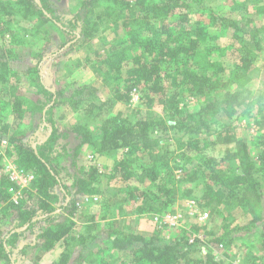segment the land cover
Segmentation results:
<instances>
[{
	"label": "trees",
	"instance_id": "trees-1",
	"mask_svg": "<svg viewBox=\"0 0 264 264\" xmlns=\"http://www.w3.org/2000/svg\"><path fill=\"white\" fill-rule=\"evenodd\" d=\"M225 1L230 3L228 12L211 7L207 0H82L78 12L71 13L55 6L53 0H20L28 15H38L42 22H51L78 39H90L104 16L123 21L124 35L119 44L99 60L114 80L121 79L123 72L127 76L126 88L121 84L116 86L115 99L130 101L135 89L141 104L151 106L158 102L166 114L142 115L137 109L134 119L130 120L118 112L106 118L96 134L83 124L73 128L77 140L73 154L78 155L85 144H91L100 154L127 150L124 155L130 158H123L109 172L117 194L113 195V187H109L107 196L96 185L99 177L96 168L87 171L79 166L73 191L64 183L65 169L59 161L62 153L58 151L60 132L54 121L56 107L76 99V108L83 102L78 95H95L94 87L76 86L72 94L66 95L64 89L53 91L52 85H46L38 77L42 98L33 107H27L23 93L15 86L0 91V203L7 219L15 223L13 230L0 235V264L25 262L28 252L34 249L40 259L66 240L56 261V264H65L72 255L70 248L84 244L81 236L72 235L73 216L79 199L89 194H99L100 198L104 195L102 202L106 204L112 198L119 200L117 195L125 187L128 199L137 204L135 213L164 214L173 212L179 183L201 180L200 197L204 199L201 206L261 204L257 171L264 173V137L260 139V154L254 158L247 141L233 132L230 124L210 132V115L220 113L232 119L240 114L247 99L246 86L230 87L241 83L252 72L264 48L263 13L260 16L257 12V17L256 13L252 14L246 0ZM5 10L6 6L0 4V25L10 23L9 20L2 22L1 13ZM125 13L132 18L130 23L125 20ZM5 31L12 32L9 27ZM6 58L7 50L0 45V67L5 66ZM186 96L204 99L199 110H179V100ZM90 107L100 108L94 102ZM38 108L43 112L41 121L49 132L45 140L33 142L19 128L27 111ZM241 112L245 113L244 108ZM167 129L183 132L176 150L152 137ZM4 141L12 161L34 176L24 191L36 199L33 204L24 199L15 203L11 198L10 188L16 185L3 171ZM220 144L225 145L223 150L210 154L209 149ZM63 148L70 155L71 149ZM133 177L146 187L130 186L129 179ZM240 228L226 231L211 244L231 245L237 238L233 236L234 231ZM105 234L101 238L102 250L131 255L130 264H226L215 259L214 253L204 261L194 258L192 246L199 241L189 243L188 238L164 239L158 235L147 238L118 227L107 229ZM261 235L262 256L251 254L250 264L264 261V232ZM84 257L79 254V264L89 263V256Z\"/></svg>",
	"mask_w": 264,
	"mask_h": 264
},
{
	"label": "rangeland",
	"instance_id": "rangeland-1",
	"mask_svg": "<svg viewBox=\"0 0 264 264\" xmlns=\"http://www.w3.org/2000/svg\"><path fill=\"white\" fill-rule=\"evenodd\" d=\"M81 1L53 0V4L62 10L76 13L80 9ZM207 1L211 7L222 12H228L230 3L225 0ZM0 4L6 6V10L1 13L2 22L6 23L7 20L10 22L7 25L4 23L0 25V45H4L7 50L5 66L0 67L1 93L3 90L8 91L9 88L15 86L23 93V99L27 107H33L38 103V98H42L37 85L38 77H42L46 85H52L53 91L64 89L66 95L72 94L76 86L94 87L97 90L95 95L83 93L78 95L83 102H79L76 108L74 107L77 103L76 99H69L70 101L55 108V126L60 132L58 151L62 153L59 161L65 169L64 183L71 191L74 190L75 172L80 166L87 171L96 168L99 173L96 180L98 189L109 196V187H113L114 191L112 190L111 193L113 195L117 194L114 184H112L114 179L111 183L109 172L112 173L115 165L123 158H130L124 155L127 150L112 152L110 155L108 153L100 154L91 144H85L80 153L76 155L73 154L72 148H75L77 144L73 131V128L77 125L83 124L96 134L100 132L103 121L118 112H122L130 120L134 119L135 110L137 109L140 110L142 115L148 112L155 115L166 114L162 105L158 102L151 106L141 104L138 93L134 95L132 92L130 101L115 99L116 86L121 84L123 88H126L127 76L123 72L121 79L114 80L101 66L99 60L119 44V40L124 35L123 21L104 16L103 20H99L101 22L96 33L90 39L85 40L84 38H76L74 34L64 33L51 22H42L43 19L39 18L38 15H28L24 11L20 0H0ZM245 4L252 7L251 13H256V17L257 12L260 16L264 15L262 7L264 6V0H246ZM4 12L10 13L6 15ZM124 16L125 20L130 23L132 18H129L127 13ZM7 27L12 31L11 33L5 31ZM261 36L264 39V33ZM221 41H225V38H222ZM243 86H246L245 95L247 99L246 103L242 105L241 111L244 108L245 113L240 111V114L232 119L220 113L210 115V132L214 133L222 130L221 128L224 125L230 124L233 132H237L242 139L247 141L253 157L256 158L261 150L260 139L264 137V48L259 53L252 72L241 83H237L230 88L241 89ZM179 101V110L186 112L199 110L204 99L186 96L180 98ZM93 102L100 108L91 109L90 104ZM88 109L93 112L87 113ZM170 110H172L171 107ZM42 115L43 112L39 108L31 112L27 111V115L19 128L33 142L45 140L49 132L41 121ZM167 130L158 131L152 137L158 138L160 144H169L172 149L176 150L178 140L183 132L178 133L172 129ZM220 145L210 148V154H217L219 149L223 150L225 145ZM63 146L71 149L69 150L70 155L65 153ZM7 149L6 144L2 143L1 150L4 163L12 161ZM74 161L76 163L75 167L73 166ZM258 171L257 176L261 182L260 192L263 200L260 202L261 204L254 202L252 207L242 204L226 206L217 203L201 206V204H204V199L200 197L203 181L179 183V191H177V200L173 211L183 214L192 213L188 202L195 200L197 202L196 212L198 211V213H194L196 218L188 217L178 227L160 226L154 218L156 215L161 214L146 213L144 215L143 213L139 215L135 213L137 204L128 199L125 187L117 195V198H120L119 200L112 198L106 204L102 202L104 195L100 198L99 194H89L90 196L86 200L81 201L79 199L73 216L76 219L73 227L76 228L75 235L78 236L77 238L81 236L80 239L84 240V244H76L72 249L70 248L72 255L69 260H66L65 264H79L78 261L81 260L77 261L79 254H82L83 257L89 256V263L84 262L87 264H130L131 255L126 256L124 253L103 251L101 238L106 235L107 229L111 230L118 227L122 231L134 230L132 223L135 216L138 220L147 217V221L156 226V230L147 238L158 235L159 238L164 239L175 236L189 239L190 236H196L193 244L197 241H199V244L192 246V249H194L192 256L194 258L204 261L210 253H214L215 259L223 260L226 264H250L251 254L262 256L263 253L261 234L264 232V173ZM129 184L133 188L146 187L145 184L134 177L129 179ZM26 194L27 192H23V199L33 204L36 199L33 200L32 197H28L29 194ZM2 206V203H0V235L3 236L14 229L15 223L7 219L2 211ZM204 212H209V218L199 220V216ZM257 218L261 219L252 224L251 222ZM195 226L197 230L193 228ZM239 226L241 227L240 230L233 233V236L237 238L231 245L227 246L223 243L224 246L221 247V245L211 244V241L216 240V237L222 236L226 231L229 232ZM133 232L137 233L135 230ZM30 238L32 239V237ZM226 240L228 239L226 238ZM27 256L29 258L25 262L18 260L17 264H56V261L60 259L58 251L44 253L39 259L34 249L30 250ZM256 264H264V261Z\"/></svg>",
	"mask_w": 264,
	"mask_h": 264
},
{
	"label": "built area",
	"instance_id": "built-area-1",
	"mask_svg": "<svg viewBox=\"0 0 264 264\" xmlns=\"http://www.w3.org/2000/svg\"><path fill=\"white\" fill-rule=\"evenodd\" d=\"M134 95H137L136 90L134 89L133 91ZM3 143L6 144V141ZM4 173L8 176V179L10 182L16 185V187H11L10 191L13 194L12 195V200L15 203H19L20 200L23 199V192L25 191L26 188H28L31 183L34 180V176L31 173H26L22 169H20L13 161H9L8 163H4V168H3ZM88 196H83L81 198V201H84L87 199ZM97 199V198H95ZM80 205V203H79ZM189 208L192 210V213H186L183 214L181 212H167L161 215H156L155 216V221L160 225V226H168V227H178L182 225L188 217H193L196 218V208H197V202L195 200H191L188 202ZM193 208V209H192ZM190 210V211H191ZM198 213V211L196 212ZM192 215V216H191ZM206 218H209L208 212H204V214H201L199 216V220H205ZM196 236H190L189 243H194ZM222 246V245H221Z\"/></svg>",
	"mask_w": 264,
	"mask_h": 264
},
{
	"label": "crops",
	"instance_id": "crops-1",
	"mask_svg": "<svg viewBox=\"0 0 264 264\" xmlns=\"http://www.w3.org/2000/svg\"><path fill=\"white\" fill-rule=\"evenodd\" d=\"M115 217H117V216H115ZM147 219H148L147 217H144V219L141 218L138 220V218L135 216V218H133L134 222L132 223V227L134 228V230L137 231V233H140V235L145 236V237H149L150 235L153 234V231L156 230V226H154L152 223L148 222ZM73 220H76V219L73 217ZM129 226H130V224H129ZM134 230H132V231H134ZM72 232H73L72 235L76 234V228H73ZM65 241L62 240L53 249H51L45 253L58 251V254H61V252L63 251V245H65L64 244ZM61 245H62V248H61Z\"/></svg>",
	"mask_w": 264,
	"mask_h": 264
}]
</instances>
